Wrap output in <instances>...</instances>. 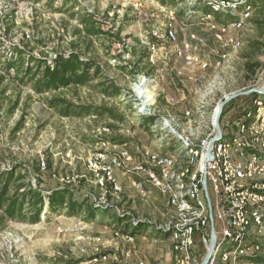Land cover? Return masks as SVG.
Returning <instances> with one entry per match:
<instances>
[{
    "label": "rangeland",
    "instance_id": "1",
    "mask_svg": "<svg viewBox=\"0 0 264 264\" xmlns=\"http://www.w3.org/2000/svg\"><path fill=\"white\" fill-rule=\"evenodd\" d=\"M257 1L260 4L253 19L239 34L243 47L235 51L232 47L222 46L223 41L217 40V32L211 29L222 24L217 23L216 15L223 14L202 4L190 5L187 0H176L171 9H163L153 0H139L138 8L135 5L138 0H0V60L12 57V45H18L23 40L30 41L28 50L33 55L40 57L43 52L50 60L56 57L57 52L68 55L74 46L85 60L90 58L98 63L108 79L122 90L117 99H104L98 91L87 87L60 90L40 97L30 87H20L8 76L2 85L7 94L0 116V168L9 170L15 164L27 167L45 159L46 167L50 165L51 170L46 168L39 177L43 190L63 184L78 185V180L84 179V186L75 191L76 197L92 194V199L94 196L95 199L91 200V204L96 206L101 193L85 162L102 139L109 140L113 145L116 143L111 139L115 138L130 142L137 153L144 148L175 151L155 137L150 127L145 129L142 126V120L147 116L142 111L141 100L135 99L139 92L136 86L142 80L147 82L146 87L141 89L145 96L142 102L146 101V109L155 104L151 109L156 113L176 114L201 102L208 103V99L210 103L218 102L225 95L232 97L264 88V55L256 58L251 46L254 41L263 43L264 40V6ZM81 9L94 14L95 21L106 32L105 36L88 38L76 33V29L83 27L78 19L70 18V15ZM205 10L207 13L203 17L201 12ZM172 15L176 19L171 23L177 31L178 42L172 44L167 40L154 39L153 33L165 29ZM9 26L11 31L8 33ZM149 43L155 44V52ZM214 47L215 50L210 51ZM222 49L230 53L231 68L220 72L211 70L206 83L198 82L196 77L206 73L199 68L193 69L196 67L188 65L189 60L185 62V59L190 54L213 59L216 52ZM179 51L183 53L182 57L178 55ZM257 59L262 65L255 67ZM247 64H251L252 68ZM180 71L182 75H179ZM58 95L80 104L112 107L116 116L122 119L63 118L45 102L46 98ZM260 96L263 100L264 95ZM243 97L249 98L244 100ZM252 98L253 94L243 95L233 100L238 102L232 106L227 107V104L224 109L227 108L228 112L223 117V123L240 119L245 109L253 106ZM16 100L18 108L12 115L6 116ZM23 119V128L15 131ZM108 127L111 134L103 136L99 133ZM36 178L32 175L31 180L38 186ZM143 209L139 215L145 216L141 218L157 226L162 225V228L174 220V213L167 207L162 206L158 210L148 204ZM262 211L264 215V205ZM57 215L49 218L42 215L38 224L9 221L0 229V264H62V261L88 264L90 250L83 251L87 222L81 217L59 218ZM168 234L171 235V232ZM81 239L83 242H80ZM217 242L210 264H253L246 258L241 261L240 257L228 255L225 258L224 247L219 250ZM253 242L260 248L258 255L264 257V223L263 229L255 230L248 236V243ZM168 246L174 252L173 241ZM209 248L210 239L206 243L201 238L197 241L196 264H202Z\"/></svg>",
    "mask_w": 264,
    "mask_h": 264
},
{
    "label": "bare ground",
    "instance_id": "2",
    "mask_svg": "<svg viewBox=\"0 0 264 264\" xmlns=\"http://www.w3.org/2000/svg\"><path fill=\"white\" fill-rule=\"evenodd\" d=\"M188 4L204 5L214 9L218 13L226 15L233 14L234 0H187ZM137 7V6H136ZM234 22L230 24H221L214 26L217 30H226V43L223 45L225 48L234 47L235 30L233 28ZM168 38L167 41L173 43L178 42L177 31H175L172 23L167 27ZM166 27L161 31H155L153 38L162 41L166 35ZM178 55L182 57L183 53L178 52ZM213 59L203 58L199 55H195V58H200L197 61L198 68L201 72L206 73L196 77V80L202 84L206 83L208 79V72L214 70L220 72L226 68H231V56L226 49L216 52ZM188 65L196 67L195 59H189ZM210 65V67H208ZM208 81V80H207ZM147 82L142 80L138 88L135 99L142 104V111L147 117H154L155 121L151 124L150 130L155 137H159L160 140L165 142L166 147L174 148V152H165L163 149L156 150L158 153V160L162 159L164 166H170L169 175L168 172L153 171V164L145 163V153L142 151H131L130 158L136 160V162H129L130 169H137V166L143 165L144 177H150L156 185L160 187L161 194L167 199L169 209L174 213V220L170 221L166 227L162 228L158 226V230H163L166 234L171 232V238L174 247V259L175 264H196L195 245L196 236H200L199 228H210L211 215H212V203L208 202L207 185L203 184L206 180V171L211 170V163L208 162V156L210 153L211 162L215 163L216 179L218 183V190L220 193H225L228 197H231V228L223 230L217 239L218 249L224 247L223 256L240 257L241 256V228L240 223V195L239 190V162L238 157V129L236 128L237 120L224 124L222 135L219 134L218 118L219 109L224 101L228 100L230 96L225 95L222 100L214 101L210 103L201 102L197 106L190 107L182 110L179 113L164 112L160 113L152 111L149 106L146 109L147 103L144 100L145 96L141 89L146 87ZM209 87V86H208ZM212 90L209 91L211 93ZM148 99V98H147ZM150 108V109H149ZM224 110V109H223ZM224 117V115H223ZM223 117L221 120H223ZM153 119V118H152ZM219 134V135H218ZM103 136L107 134H102ZM154 137V138H155ZM213 140L212 143L210 141ZM159 141V140H158ZM161 143V142H160ZM210 144V146H209ZM106 145V146H105ZM230 151H229V146ZM97 155L100 157H106V163L113 162V153L107 154L106 147L116 146L107 141H101L98 143ZM170 148V149H171ZM173 151V150H172ZM94 152L86 160L85 167L94 177L95 183H97L101 197L100 201L95 206L100 210H111L122 216L127 217L126 212L121 210L117 204L112 202L111 199L120 198V188L117 180H109V172L111 166L109 164H102V159H93ZM40 168L46 170L45 159L40 161ZM135 186H138V190L141 196L147 195L146 186L150 185V181L143 180L141 178H134ZM153 188V186H151ZM171 199L176 203H171ZM44 216V215H43ZM141 218H135L133 220V226H138L143 223ZM199 225V228L198 226ZM128 237H132L128 235ZM127 237V238H128ZM88 238H85L87 240ZM96 243L103 241L101 237H96L94 240ZM216 245V244H215ZM216 248V247H215ZM89 250L84 248L83 251ZM96 249V248H95ZM108 261V256L105 255L101 258L103 262ZM95 262L97 261L94 260ZM126 264H135L132 261L126 262ZM210 264V263H209Z\"/></svg>",
    "mask_w": 264,
    "mask_h": 264
},
{
    "label": "trees",
    "instance_id": "3",
    "mask_svg": "<svg viewBox=\"0 0 264 264\" xmlns=\"http://www.w3.org/2000/svg\"><path fill=\"white\" fill-rule=\"evenodd\" d=\"M158 1L168 9L174 7L176 3V0ZM70 18L78 19L82 25V29L75 30L79 35L84 34L88 38L106 35V32L104 33L101 27H99L98 22L95 21L94 14L87 13L84 9L72 13ZM237 19L238 16L236 17L234 15H216V21L219 24H230L237 21ZM7 31L8 33L11 31L10 26ZM117 37L118 41L121 42V38L118 35ZM251 46L256 58L264 55L263 43L254 41ZM28 48H30V41L23 40L18 45H12V57L0 60V116L4 109V101L7 94V89L2 90V85L5 83L8 76H11L18 86L30 87L33 93L40 97L47 93L53 94L60 90H74L83 87L98 91L104 99H117L121 96V88L117 83L108 79L104 73V69L90 58L85 60L82 54L75 50L76 48L74 46L68 55L57 52L56 57L51 60L43 52H41L40 57H36ZM247 57L250 56L247 55ZM256 62L255 67L262 65L259 59H257ZM247 66L252 68L251 64H247ZM243 98L246 100L249 97ZM258 98H261V96L253 94L252 102ZM45 102L51 110L63 118L84 119L96 117L110 118L113 120L122 119L116 116L112 107L107 108L94 104H80L71 101L65 96H51L46 98ZM235 102H238V100L229 102L227 107L232 106ZM14 103L15 104L8 109L6 116L12 115L18 108L19 102L16 100ZM226 110L228 109L226 108L223 111L224 115L228 112H226ZM154 121V117H144L142 126L148 129ZM23 126L24 119L19 122L15 131L21 130ZM111 127L114 129V126L111 125ZM111 141L119 144H124L125 142L117 138L111 139ZM107 142H109V140ZM46 168L51 170L50 165H47ZM41 173L42 169L40 168L39 160L27 167L23 164H15L11 166L9 170L0 168V229H3L7 223L12 220L25 224H38L42 221V215L49 218L64 210L66 211L65 214L67 217L78 218L83 216L86 221L90 222L94 221L99 211H102L93 206V204H90L92 200L90 196L76 197L75 191L79 186H84V179L78 180L77 186L74 184H63L54 189L48 188L43 190L40 187L42 185L41 181H39ZM32 175L37 177L36 181L38 183L36 185L38 186L32 183ZM46 209L47 211L44 212ZM103 211L111 212L114 210ZM114 217L116 220L115 225L124 222L127 218H133L131 215L127 217L118 215L117 217V214ZM199 239L200 236L197 235L196 243ZM253 244L256 243L253 242L251 245ZM246 259L253 264H264V257H260L259 255ZM76 263L77 262L62 261V264Z\"/></svg>",
    "mask_w": 264,
    "mask_h": 264
},
{
    "label": "built area",
    "instance_id": "4",
    "mask_svg": "<svg viewBox=\"0 0 264 264\" xmlns=\"http://www.w3.org/2000/svg\"><path fill=\"white\" fill-rule=\"evenodd\" d=\"M255 0H234L233 6V14L234 16H238L237 21H234L233 28L235 30V39H234V47L235 51H238L243 47V42L240 38V32L244 28L247 22L251 21L254 17V12L257 9L258 4L254 2ZM261 4L264 6V0H259ZM139 0L135 5L137 8L140 6ZM260 4V3H259ZM176 19L174 16H171V21H169L166 26L171 22H175ZM212 30L217 32L216 38L217 40L223 39L224 43H226V30H216L211 27ZM168 32L163 38L167 40ZM150 44V43H149ZM153 52L156 51L155 44H150ZM264 46V40H263ZM188 49L189 46H186ZM186 49V50H187ZM215 50V47L210 51ZM195 59L196 68L198 69L197 61L200 58H195V56H189V58L185 59ZM210 67V65L208 66ZM191 69V70H193ZM179 75H182V72H179ZM245 114L237 119L236 128L238 129V157L237 161L239 162V190L238 194L240 195V223L239 227L241 228V256L240 261L244 260V258H251L258 255L260 251L259 246L251 245L248 243V236L250 233L254 232L258 229H263L264 223V215H263V205H264V100L262 98L256 99L253 101V106L245 109ZM224 124H228V122H224L221 120L220 129L221 132L224 131ZM103 134H111V128H103L101 132ZM220 134V132H219ZM218 134V135H219ZM213 140L210 141L212 143ZM106 146V145H105ZM210 146V144H209ZM229 146V145H228ZM211 147V146H210ZM144 148V147H143ZM107 154L113 153V162H109L111 166V171L109 172V180H117V174L120 173L125 177L132 180L135 186L134 178H141L143 180L150 181L151 186L158 191L161 192L160 187L152 181L150 177H144L143 165L137 166V169H130L129 162H136L130 158V153L124 147V144L116 143V146L106 147ZM96 150V148H95ZM230 151V146H229ZM143 152L145 153V163L153 164V171H162L168 172L170 171V166H164L163 160H158V153L156 150L144 148ZM94 160L102 159V164L106 163V157H100L97 155V150L94 152ZM208 162L211 163V170L206 171V180L203 184L207 185V196L208 202L212 203L213 212V220H214V229L216 230L217 239L219 234L223 230L232 229L231 228V220H232V212H231V197L225 195V193H220L218 190V183L216 179L215 172V163L211 162L210 153L208 156ZM120 185V184H119ZM136 190L139 193L138 186H135ZM140 194V193H139ZM171 203H176L171 199ZM199 228V225H197ZM211 228V226H210ZM210 228H199L200 229V238L204 243L209 241L211 235ZM120 236V235H119ZM118 236V237H119ZM209 237V238H208ZM125 242L128 244H133L135 242V237H122ZM83 242V239H81ZM96 253L95 250H91ZM228 258V256H227ZM104 262V260H103ZM137 264H142V261H134Z\"/></svg>",
    "mask_w": 264,
    "mask_h": 264
},
{
    "label": "crops",
    "instance_id": "5",
    "mask_svg": "<svg viewBox=\"0 0 264 264\" xmlns=\"http://www.w3.org/2000/svg\"><path fill=\"white\" fill-rule=\"evenodd\" d=\"M153 1L159 7H164L163 9L167 8L163 6L160 1ZM254 2L259 5L257 0ZM205 13H207V10L201 12L203 17ZM129 143L130 142H125L124 147L127 146V148L131 150L133 147L131 143V146H129ZM131 151H134V149ZM117 179L118 184H120V198L114 200L112 198L109 199L117 204L121 210H124L127 216L131 215L133 218H127L124 222L115 225L116 220L114 216H116L117 213L114 212V209H112L114 211L110 210L111 212L99 211L94 221L90 222L86 221L83 216H80L87 222L85 224L88 230H86L84 235L86 236L85 238L88 239L83 243L85 244V248H89L90 250L88 254V264H126V262L129 261H142V264H175L173 249L171 250L168 246L170 245V241H172L171 235L166 234L164 231L160 232L156 230L155 226L158 227L156 224L149 223L146 219L141 218L145 215H139V212L144 211L143 208L148 204L149 206L152 204L154 207L158 208V210H160L159 208L162 206L164 208H169L167 199L150 185L146 186L147 195L141 196L136 190L132 180L120 173L117 174ZM87 187L91 188L90 186ZM98 191H100L99 188ZM88 196H90V199L93 197L92 194ZM65 213V210L61 211L57 217L61 218L66 216ZM135 218H141L144 222L138 226H133V220ZM128 235L135 237V242L133 244H127L122 238H127ZM96 237H101L103 241L96 243L94 241ZM95 248L96 253L91 251L95 250ZM105 255L108 256V261L102 262L101 258ZM96 259L97 261L95 262L94 260ZM134 263L137 264V262Z\"/></svg>",
    "mask_w": 264,
    "mask_h": 264
},
{
    "label": "water",
    "instance_id": "6",
    "mask_svg": "<svg viewBox=\"0 0 264 264\" xmlns=\"http://www.w3.org/2000/svg\"><path fill=\"white\" fill-rule=\"evenodd\" d=\"M250 94H258V95H264V88L263 89H260L258 90L257 88L256 89H252L246 93H239L238 95H232V97H230L228 100L224 101L223 104L221 105L220 109H219V118H218V129L220 131V134L222 135V132H221V129H220V122H221V119L224 115L223 113V109L224 107L231 101L237 99V98H240V96H243V95H250ZM211 235H210V248H209V251H208V254L207 256L204 258V260L202 261V264H209L210 262V259L212 257V254H213V251L216 247V241H217V234H216V230L214 229V220H213V212H212V215H211Z\"/></svg>",
    "mask_w": 264,
    "mask_h": 264
}]
</instances>
